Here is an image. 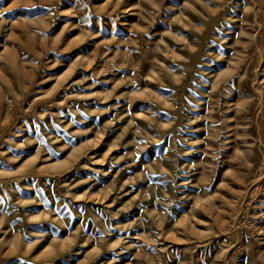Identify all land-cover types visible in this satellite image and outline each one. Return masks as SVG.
I'll return each instance as SVG.
<instances>
[{
    "label": "rangeland",
    "instance_id": "rangeland-1",
    "mask_svg": "<svg viewBox=\"0 0 264 264\" xmlns=\"http://www.w3.org/2000/svg\"><path fill=\"white\" fill-rule=\"evenodd\" d=\"M0 264H264V0H0Z\"/></svg>",
    "mask_w": 264,
    "mask_h": 264
}]
</instances>
